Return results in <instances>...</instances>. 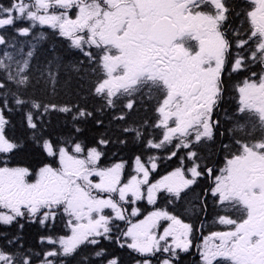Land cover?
I'll return each mask as SVG.
<instances>
[{"label": "snow or ice", "instance_id": "1", "mask_svg": "<svg viewBox=\"0 0 264 264\" xmlns=\"http://www.w3.org/2000/svg\"><path fill=\"white\" fill-rule=\"evenodd\" d=\"M125 255L264 264V0H0V264Z\"/></svg>", "mask_w": 264, "mask_h": 264}, {"label": "trees", "instance_id": "2", "mask_svg": "<svg viewBox=\"0 0 264 264\" xmlns=\"http://www.w3.org/2000/svg\"><path fill=\"white\" fill-rule=\"evenodd\" d=\"M6 2V0H5ZM62 43V42H61ZM61 51H63V47H61L60 49ZM143 115H151V113H139L137 114V116L135 118L139 119L141 116ZM215 147V146H213ZM124 157L127 158L128 156L131 155L130 151H125L123 153ZM18 162L23 163V164H27V165H35L36 163H38V157L32 154V151L30 150L27 153H22L20 154V156H18L17 158ZM219 163V161H218ZM176 166V160L173 159L171 161H165L164 164L161 165V167L158 169V174L162 175L164 173H166L167 171H171L172 168H174ZM158 178V176H157ZM200 189L197 188V191H199ZM161 204H163V201H161ZM224 211L221 209V207L216 204L214 202V200L209 197L208 201H207V209H206V213L202 216L199 217L200 220L204 221V228L202 230L203 234H208L210 232H212V230H222L225 227H222L218 225V223L216 224L217 218L220 215H224ZM11 232H15L16 229L15 227H13L11 230ZM57 231L60 232V234H63V230L61 229H57ZM45 230L41 229L39 227L38 224H26L24 231H23V235H24V241L26 246H31L34 249L39 250L41 245L38 243V238L40 235L44 234ZM125 261L126 264L128 262V257L127 255H125ZM198 257H187L185 259V264H195V260H197Z\"/></svg>", "mask_w": 264, "mask_h": 264}, {"label": "flooded vegetation", "instance_id": "3", "mask_svg": "<svg viewBox=\"0 0 264 264\" xmlns=\"http://www.w3.org/2000/svg\"><path fill=\"white\" fill-rule=\"evenodd\" d=\"M225 107L226 108H228L229 110H231V108L232 107H234V102H230V103H227V104H225ZM219 225V227L220 226H222V227H224V225H220V224H218ZM224 229H222V230H219V231H223ZM213 231H218V230H212V232ZM211 233V232H210ZM210 233H208V234H203V236H208V235H210ZM196 243H202V240H201V238L199 237V236H197V240H196ZM192 257H198V255H194V256H192Z\"/></svg>", "mask_w": 264, "mask_h": 264}, {"label": "rangeland", "instance_id": "4", "mask_svg": "<svg viewBox=\"0 0 264 264\" xmlns=\"http://www.w3.org/2000/svg\"><path fill=\"white\" fill-rule=\"evenodd\" d=\"M164 174H165V173H164ZM162 175H163V174H162ZM216 224H217V222H216ZM218 224H219V223H218ZM224 227H225L224 230H227V226L224 225ZM224 230H223V231H224Z\"/></svg>", "mask_w": 264, "mask_h": 264}]
</instances>
